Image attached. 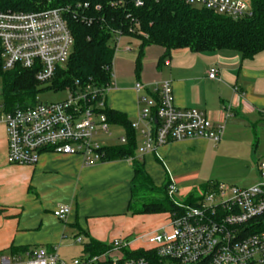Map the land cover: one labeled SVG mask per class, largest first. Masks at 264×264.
Instances as JSON below:
<instances>
[{
	"label": "crops",
	"instance_id": "1",
	"mask_svg": "<svg viewBox=\"0 0 264 264\" xmlns=\"http://www.w3.org/2000/svg\"><path fill=\"white\" fill-rule=\"evenodd\" d=\"M164 52L160 47H148L137 73L140 44L122 37L115 51L107 109L135 122L143 95L137 93L136 84L151 91L169 82L177 108L204 112L213 124L224 125V133L219 144L192 139L161 147L157 153H139L153 184L161 188L172 179L177 201V196L185 200L208 184L258 185L259 166L264 163V53L245 60L236 51L201 54L179 49L159 66ZM213 68L218 71L216 80L209 79ZM211 152L232 159L249 180L238 179L234 184L225 177L221 181L199 180ZM6 155V126L0 122V262L2 257L25 258L37 248H57L60 260L71 263L89 256L84 246L91 240L107 246L115 240H130L123 220H127L132 199L131 161L88 167L80 157L45 151L31 167L11 166ZM63 206L69 207L70 213L61 221L54 211ZM142 247L146 245L134 249Z\"/></svg>",
	"mask_w": 264,
	"mask_h": 264
},
{
	"label": "built area",
	"instance_id": "2",
	"mask_svg": "<svg viewBox=\"0 0 264 264\" xmlns=\"http://www.w3.org/2000/svg\"><path fill=\"white\" fill-rule=\"evenodd\" d=\"M180 1L236 20L253 15L249 0ZM136 6L143 4L137 2ZM122 37L117 38L115 51ZM73 47L74 38L63 10L0 12V51L5 71L19 67L34 71L37 82L46 85L58 68L68 64ZM217 73V69H211L209 79L216 80ZM112 85L113 82L104 90L67 89L69 95L63 101L38 100L35 106L4 113L6 162L32 167L43 152L50 151L80 157L88 167L102 163L103 149L109 146L103 138L111 137L104 111ZM135 89L143 93L139 99L140 115L132 123L142 156L186 140L221 142L224 125L213 124L204 112L177 108L169 82L160 83L151 91L138 83ZM119 142L126 144V137ZM259 175V184L250 188L214 185L195 205L177 202V186L169 179L168 195L177 209L167 213L168 225L160 231L134 240H115L110 251L71 263L60 260L57 248H37L25 258L2 257L0 264H264V229L259 230L264 216V163L259 166ZM69 213L70 208L63 206L54 211V216L63 221ZM141 240L146 241V247L134 249ZM137 252L145 255L127 256Z\"/></svg>",
	"mask_w": 264,
	"mask_h": 264
},
{
	"label": "trees",
	"instance_id": "3",
	"mask_svg": "<svg viewBox=\"0 0 264 264\" xmlns=\"http://www.w3.org/2000/svg\"><path fill=\"white\" fill-rule=\"evenodd\" d=\"M253 15L232 19L214 12L186 5L180 0H0V12L37 13L63 10L64 19L74 38L73 52L68 64L58 68L46 87L38 83L36 73L22 68L5 71L0 51V78L5 100L4 113L35 106L38 95L76 89L104 90L113 82L115 42L128 36L140 44L136 72L142 66L144 51L160 47L165 52L159 66L169 60L175 50L188 49L193 53H213L229 50L252 60L264 53V0H249ZM137 2L143 4L137 7ZM85 5L87 7H85ZM155 98V95L149 93ZM110 125L123 128L127 143L103 149V162L131 161L134 168L132 199L129 212L136 216L162 215L176 211L168 195V184L157 188L137 157L138 134L128 118L106 109ZM214 187L204 185L188 196L184 203L195 205L202 194ZM259 230L264 229V216ZM110 246L91 240L84 253L96 256L110 251ZM30 252V251H28ZM143 252L127 253L129 258L142 257Z\"/></svg>",
	"mask_w": 264,
	"mask_h": 264
},
{
	"label": "rangeland",
	"instance_id": "4",
	"mask_svg": "<svg viewBox=\"0 0 264 264\" xmlns=\"http://www.w3.org/2000/svg\"><path fill=\"white\" fill-rule=\"evenodd\" d=\"M46 85H43L42 87H46ZM3 84L2 80L0 78V121L2 123L3 116H4V104L5 100L3 97ZM69 93L67 91H61V92H54V91H43L38 95V100L42 103H57L60 101H63L67 98ZM109 131L111 134V137L103 138L104 142H106L109 146H119L120 142L119 140L123 137H126V132L123 128H120L118 126L110 125ZM138 142V146H139ZM136 155H139V151L137 150ZM232 159H228L226 157H223L222 155H215L212 152L209 153V155L206 157L205 165L202 169V171L198 175V179L202 180L203 182H208L214 180V181H221L222 178L225 177V179L228 182L235 183L239 180H242L244 182H247L248 175L240 174L239 171L236 169V163L234 161H231ZM239 186H243V184H239ZM241 188V187H240ZM177 199L182 204L184 203V200L179 196H177ZM187 205V204H185ZM168 214H162V215H147V216H136L132 213H128L127 220L124 221V225L128 227V230L130 233L127 235V237L130 240H134L139 237H144L150 233H154L156 231H160L162 227L168 225ZM122 221V222H123ZM162 232V231H161ZM146 241H139L137 243V246H145ZM79 248H81L79 246Z\"/></svg>",
	"mask_w": 264,
	"mask_h": 264
}]
</instances>
